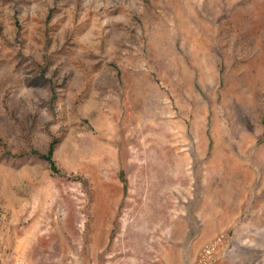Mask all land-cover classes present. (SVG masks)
Returning <instances> with one entry per match:
<instances>
[{
  "label": "rangeland",
  "instance_id": "obj_1",
  "mask_svg": "<svg viewBox=\"0 0 264 264\" xmlns=\"http://www.w3.org/2000/svg\"><path fill=\"white\" fill-rule=\"evenodd\" d=\"M0 264H264V0H0Z\"/></svg>",
  "mask_w": 264,
  "mask_h": 264
},
{
  "label": "trees",
  "instance_id": "obj_2",
  "mask_svg": "<svg viewBox=\"0 0 264 264\" xmlns=\"http://www.w3.org/2000/svg\"><path fill=\"white\" fill-rule=\"evenodd\" d=\"M52 152H53V146L50 147L49 151L46 154H43L41 156L50 163V166L53 170H57V166L53 159Z\"/></svg>",
  "mask_w": 264,
  "mask_h": 264
}]
</instances>
